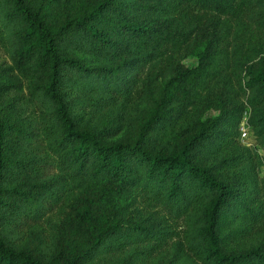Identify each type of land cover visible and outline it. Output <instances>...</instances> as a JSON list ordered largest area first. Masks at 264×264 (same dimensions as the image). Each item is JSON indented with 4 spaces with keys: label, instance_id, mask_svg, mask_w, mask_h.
<instances>
[{
    "label": "trees",
    "instance_id": "obj_1",
    "mask_svg": "<svg viewBox=\"0 0 264 264\" xmlns=\"http://www.w3.org/2000/svg\"><path fill=\"white\" fill-rule=\"evenodd\" d=\"M0 47V264H264V0H0Z\"/></svg>",
    "mask_w": 264,
    "mask_h": 264
},
{
    "label": "rangeland",
    "instance_id": "obj_2",
    "mask_svg": "<svg viewBox=\"0 0 264 264\" xmlns=\"http://www.w3.org/2000/svg\"><path fill=\"white\" fill-rule=\"evenodd\" d=\"M184 59V64L188 65V66H192L195 65L196 63V57L192 54H186L183 57ZM11 62L8 59V57L6 56V54L4 53L3 49L0 47V83L1 82H8V83H17L18 81L16 79H14V76L11 74V72H9V66H10ZM22 90V88H17V87H11L8 92L7 95H12L17 93L18 91ZM109 112H103L101 114H93V115H85L83 117V123H86L87 125L90 126H98L100 125L103 121H105L107 119V115H109ZM240 130V139L242 142L245 143H251V134H250V129L248 128V126L246 124H244V121L241 123V126L239 128ZM123 134L127 133L122 132ZM30 241V240H29ZM27 237L24 238L21 241L22 245H27ZM164 253V252H163ZM161 256V252L160 253H156L154 257H159ZM123 256L121 255L120 257H118L119 259H121ZM167 254L165 253V259L167 258ZM116 259V257H115ZM114 258L109 257L108 259H106L105 261L101 260V261H97L95 262H87L84 264H114ZM134 264H151L149 259H143L138 262V263H134Z\"/></svg>",
    "mask_w": 264,
    "mask_h": 264
}]
</instances>
